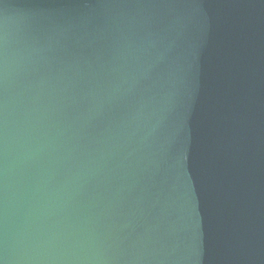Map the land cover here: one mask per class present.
Segmentation results:
<instances>
[{
	"label": "water",
	"instance_id": "water-1",
	"mask_svg": "<svg viewBox=\"0 0 264 264\" xmlns=\"http://www.w3.org/2000/svg\"><path fill=\"white\" fill-rule=\"evenodd\" d=\"M0 264H264V0H0Z\"/></svg>",
	"mask_w": 264,
	"mask_h": 264
}]
</instances>
